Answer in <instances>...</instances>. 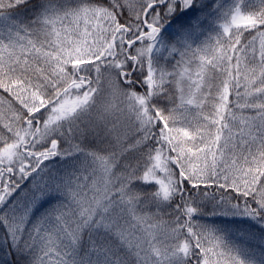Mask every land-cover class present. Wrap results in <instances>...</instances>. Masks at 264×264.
Returning <instances> with one entry per match:
<instances>
[{
  "label": "snow or ice",
  "instance_id": "6c2138e0",
  "mask_svg": "<svg viewBox=\"0 0 264 264\" xmlns=\"http://www.w3.org/2000/svg\"><path fill=\"white\" fill-rule=\"evenodd\" d=\"M0 22V264H264V0Z\"/></svg>",
  "mask_w": 264,
  "mask_h": 264
},
{
  "label": "trees",
  "instance_id": "16d2710c",
  "mask_svg": "<svg viewBox=\"0 0 264 264\" xmlns=\"http://www.w3.org/2000/svg\"><path fill=\"white\" fill-rule=\"evenodd\" d=\"M224 2L230 4V3L233 2V0H224ZM253 4L255 6H258L259 5V0H254ZM9 11L17 19H26L28 16H30V12L26 11V10H9ZM0 23H2V22H0ZM201 39H203V37Z\"/></svg>",
  "mask_w": 264,
  "mask_h": 264
},
{
  "label": "rangeland",
  "instance_id": "374dc122",
  "mask_svg": "<svg viewBox=\"0 0 264 264\" xmlns=\"http://www.w3.org/2000/svg\"><path fill=\"white\" fill-rule=\"evenodd\" d=\"M253 3H254V0H244V4L246 6H252V5H254Z\"/></svg>",
  "mask_w": 264,
  "mask_h": 264
}]
</instances>
